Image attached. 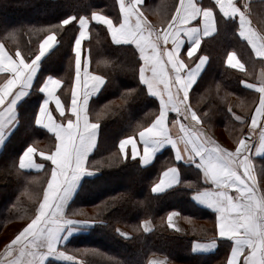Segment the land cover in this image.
<instances>
[{
	"label": "snow or ice",
	"instance_id": "1",
	"mask_svg": "<svg viewBox=\"0 0 264 264\" xmlns=\"http://www.w3.org/2000/svg\"><path fill=\"white\" fill-rule=\"evenodd\" d=\"M118 5L119 14L115 19L93 11L90 17L71 15L60 22L69 25L75 21L73 26L78 25L79 29L73 42L75 76L67 114L66 102L57 94L64 81L41 73L42 58L59 44L57 32L47 33L38 50L32 53H22L20 49L9 53L0 42V143L17 126L18 106L32 94L34 83L44 94L34 123L53 133L55 140L51 149L39 152L42 162H36L37 149L32 145L19 157L22 169H44L47 163L49 178L34 216L6 244L0 264H51L49 257L75 264L76 256L65 251L70 237L96 223L92 219H76L78 213L69 210L82 179L95 174L89 156L97 146L99 123L90 120L88 106L90 98L99 94L107 82L104 75L88 70L89 52H84L82 62V42L89 37L92 21L106 26L116 45L134 46V55L139 57L141 91L158 98L159 102L154 119L139 128L138 134L121 139L120 150L131 145V156H140L137 151L139 141L142 144L139 162L147 165L161 149L170 145L174 150V162L163 168L151 191L158 194L184 183L182 169L177 166L180 162L194 166L199 170L203 186L193 188L192 198L217 213V237L230 242L226 264H264V192L258 189L253 174L252 140L249 136H241L235 148L230 150L211 139L203 130L201 115L189 102L190 92L209 59L207 55H200L194 61L192 58L203 39L217 31L218 15L220 19L235 22L239 36L247 41L255 56L262 59L264 33L252 27L248 6L237 0H176L161 27H155L145 15V0H118ZM182 50L192 61L191 66L182 58ZM227 63L244 68L235 52L228 55ZM242 83L260 94L250 117L245 119L232 113L242 124L250 120L251 135L257 127L264 130V80L259 84ZM228 111L231 112V108ZM170 112L176 114L171 123L180 130L177 137L170 132ZM181 142L183 149L179 146ZM260 150H264V132L261 134V149L257 151ZM187 185L193 187L191 182ZM178 214L176 211L168 214L170 225L173 216ZM144 225L145 231L151 230L148 221ZM121 235L127 236L126 233ZM217 237L208 244L197 241L193 250L215 246Z\"/></svg>",
	"mask_w": 264,
	"mask_h": 264
},
{
	"label": "trees",
	"instance_id": "2",
	"mask_svg": "<svg viewBox=\"0 0 264 264\" xmlns=\"http://www.w3.org/2000/svg\"><path fill=\"white\" fill-rule=\"evenodd\" d=\"M114 2L115 0H0V41L11 43L14 38L17 48L32 53L37 48L36 44L48 32L56 31L59 50L50 63L45 65L46 71L55 74L53 70L60 71L64 68L78 30V26H73L75 21L69 25H61L60 22L71 15L77 18L91 16L93 11L111 13ZM58 25L59 27H53ZM95 31L99 41L91 37L89 42L93 67L108 82L103 95L97 100V103L102 102L104 105V117L101 121L99 145L89 162L96 174L83 180L69 210H76V219H92L96 223L74 233L65 251L76 256L75 264H149V259L155 255L168 258L171 264H208L205 256L192 253V244L196 239H201L199 236L194 233H176L165 222L166 214L174 208L180 209L185 215L190 212L188 199L191 191L178 188L155 195L151 188L158 180L159 170L143 168L133 160L123 159L119 152V141L136 134L139 128L150 123L155 117L157 105L141 91L142 86L138 82L139 57L138 54L134 55L135 50L114 46L106 31L98 26L92 27L91 34ZM220 65L219 58H215L212 68L217 70L216 80L223 81L220 96L228 104L235 98V93L240 91L237 85L239 79L234 74H221ZM200 90L201 95L210 93L207 97L214 96L213 90L205 92L203 86L197 90L193 99ZM203 102L205 107H212L214 118L220 113L228 117L224 112L226 105L214 102V107ZM195 108L198 114H203V104ZM233 110L240 113L235 104ZM219 121L220 125L227 124V119L219 118L218 123ZM33 134L36 138L41 136L37 128L33 133L23 129L15 140L13 149L8 152L5 161L7 168L3 173V178L7 181L4 188L15 190L16 187H22L10 165ZM104 186L108 188L102 189ZM86 211L95 213V216L86 214ZM144 220L153 222L152 232L143 231ZM119 227L127 229L131 237L121 236L117 231ZM49 261L51 264H71L58 259Z\"/></svg>",
	"mask_w": 264,
	"mask_h": 264
},
{
	"label": "crops",
	"instance_id": "3",
	"mask_svg": "<svg viewBox=\"0 0 264 264\" xmlns=\"http://www.w3.org/2000/svg\"><path fill=\"white\" fill-rule=\"evenodd\" d=\"M239 4H246L248 6V10L250 12V20L252 22V27L259 33H264V0H237ZM176 3V0H145V4L147 7L144 9L145 15L147 16L148 20L155 26L161 27L166 20H162L161 16L168 17L171 13L172 6ZM104 15H108L110 18L115 19V17L119 14V5L118 0H115L114 7L111 13H104ZM90 17V16H89ZM164 21V22H163ZM78 26V25H77ZM98 26L99 28L106 31L108 38L110 39L111 43L114 46L122 47V48H132L134 49L133 45H116L110 37V33L107 31L106 26L103 24H99L95 21H92L89 25V37L82 42V62L85 60L84 52L87 51L90 53V63L87 65L88 70L94 72L95 74L103 75L96 71V68L93 67V61L91 52L89 49V42L91 37L99 41V36L97 31L91 34L92 27ZM79 30V29H78ZM78 30L76 36L78 34ZM49 33V32H48ZM16 36V35H15ZM75 36V37H76ZM57 40L58 35H57ZM42 41V40H41ZM40 41V42H41ZM2 42V41H0ZM5 45V48L9 51V53L14 52L15 50L19 49L16 47L14 42V38L10 42H2ZM186 46L188 42L186 41ZM40 44V43H39ZM39 44L37 45L36 50L39 48ZM219 48V50H218ZM21 50V49H20ZM59 50V44L54 45L49 52L46 54L45 58H42L41 63V73L45 76L51 74L58 79H62L64 83L61 85V88L57 90V94L61 96V100L66 102V114L67 108L70 104L71 100V92L74 83V76H75V69H74V51L73 45L70 55L67 57L65 62V66L60 71L53 70L55 74L51 71L45 70L46 63H50L51 59L57 54ZM135 50V49H134ZM22 53H27V51L21 50ZM235 52L236 58L244 65L243 69L232 67L227 63V57L229 54ZM29 53V52H28ZM200 55H207L209 57L207 65L205 69L202 71L198 82L196 85L193 86L192 91L190 92L189 102L192 104L194 109L195 106L200 105L201 102L204 105L203 113H207V111H212V107H205L203 101H206L207 104L210 106L211 104H223L226 105L225 109V116L227 114V124H222L217 126V130L213 128H206L202 125L203 130H205L211 139L219 142L223 146L229 148L230 150L234 149L236 146L237 139L235 138L234 141L227 143L225 140L220 139V137L224 134V130L227 129V126L232 123H238L241 127H243V133L240 134L241 136H249L252 140L253 144V152L250 154V158L252 159L253 163V174L256 177L258 189L261 192H264V150L257 151V149H261V134L264 132L261 128L257 127L254 133L250 134V120L248 123H241L235 119V116L232 115L234 112L238 116L245 117L247 119L250 117L251 112L254 110L256 105L259 101V92L254 89H249L246 87L242 81H247V83H255L259 84L262 80H264V59L256 57L254 52L252 51L250 45H248L247 41L241 38L238 34V25L235 22H229L228 18L220 19L219 15L217 17V31L213 33L209 37H205L201 43V47L197 53L194 54L192 60L194 61L196 57ZM182 58H185V62L189 63L191 66L192 61L188 60L185 55L184 51L182 50ZM215 58H219L220 66L219 72L221 74L227 75L234 74L239 79L237 83L239 87V92L235 93V98H232L230 102L227 104V101L224 97H221L220 94L222 93V83L223 81L216 80L217 70L212 68L213 61ZM210 73V74H209ZM139 82V81H138ZM202 82H204L202 84ZM108 82L102 88L99 94H94L89 100V118L92 122L99 123V130L97 136V146L90 153L89 162L91 156L97 150L100 140V129H101V121L104 117V105L102 102H98L97 100L99 97L103 95L107 87ZM205 92L213 90L214 96L211 98L207 97L202 94L201 90L198 95L193 99V96L197 94V90L203 88ZM210 94V93H208ZM42 93L37 90V84L34 83L32 94L22 102L21 105L18 106V124L17 126L8 134L5 135L4 142L0 143V256L3 255L6 244L14 239L15 235L28 223L30 219L34 216L35 210L38 207L40 200L42 199L43 190L46 187V181L49 178L48 173V165L45 164L44 169H22L19 167V157L22 152L29 146L32 145L37 149L35 158L36 162H42L43 157L39 156L40 151H48L51 149L55 143L54 134L45 129L43 126H38L34 123L35 117L38 113L39 105L42 103L43 99ZM146 96L153 99L155 104L157 105L156 114H158L159 110V102L158 98L153 97L149 94ZM218 98V99H217ZM193 99V100H192ZM215 102V103H214ZM236 105L237 109L240 111L235 112L233 110V105ZM54 105H50L53 107ZM246 106V107H243ZM216 107V106H214ZM231 108V112L228 109ZM56 115V113H54ZM175 113H169V127L170 132L174 137L179 136L180 130L176 125H173L171 121L175 118ZM28 122V123H27ZM38 129L40 131V138H36L34 134L24 143L19 156L16 158L14 162H11L10 168L13 174L16 177V180L22 183V187H16L15 190L4 188L3 186L7 183L6 179L3 178V173L5 171L6 166V158L9 151L13 149V145L15 140L17 139L20 132L25 129L27 132H32L34 129ZM220 131L219 134L217 131ZM222 132V133H221ZM138 134V132L136 133ZM222 134V135H221ZM220 135V137H219ZM222 136V137H223ZM221 137V138H222ZM127 138V137H125ZM124 139V138H123ZM181 149H183L184 145L183 142L179 145ZM19 148L17 149V151ZM137 151L141 153L140 156L133 158L131 156V145H127L125 150L121 151L119 147V152L123 159L133 160L143 168H157L159 172L163 170L164 167L170 165L174 162V150L170 145H166L163 149H161L156 157L147 165L141 164L139 161L141 160L142 156V144L137 141ZM187 156V153H185ZM50 163V162H48ZM90 164V163H89ZM177 166H180L182 169L181 176H182V183L181 185L174 186L171 189H168L162 193H154L155 195H162L171 190H175L178 188H187L191 191V197L188 199L190 203V212L187 215L183 214L180 209L174 208L172 211H176L179 214L173 216L172 225L168 222V214H166V225L174 232L179 234H195L199 236L201 239H196L192 244V253L197 256H205L208 264H226L227 256L230 253V242L226 241L225 238H218L217 237V229H216V216L217 213L214 209L207 207L206 205L199 204L198 202L194 201L192 198L193 188L203 186V181L198 169H195L192 165L183 164L180 162ZM96 174V171H95ZM94 174V175H95ZM160 174V173H159ZM93 175V176H94ZM91 176L84 177L81 181V184L85 178ZM158 181V180H157ZM187 182H191L193 187H188ZM11 186V185H10ZM38 188V190H37ZM79 190V189H78ZM38 194V195H37ZM75 197V196H74ZM71 204V202H70ZM149 222L150 231H145L144 222ZM142 229L145 233H150L154 229V224L150 220H144L142 222ZM118 232L126 233L127 236L121 235L124 238H130L131 233L123 228L119 227ZM76 233V232H75ZM213 237H217L216 245L208 248V249H198L193 250L197 241L200 244H208ZM18 255V253H17ZM49 260H60L64 262H68L66 260L57 258V257H49ZM171 264L168 258L160 255L152 256L149 259V264Z\"/></svg>",
	"mask_w": 264,
	"mask_h": 264
},
{
	"label": "rangeland",
	"instance_id": "4",
	"mask_svg": "<svg viewBox=\"0 0 264 264\" xmlns=\"http://www.w3.org/2000/svg\"><path fill=\"white\" fill-rule=\"evenodd\" d=\"M162 20H166L167 19V17L165 16L164 18H161ZM164 22V21H163ZM208 94V93H207ZM206 94V95H207ZM204 96H205V94H204ZM201 104H203L202 102H201ZM243 107H246V106H243ZM207 116H205L204 115V113L201 115V117H202V120H203V125L204 126H206L207 128H210V129H214V130H217V126H219L220 125V121H219V123H218V119L219 118H221V119H226V117H224V114H221L220 113V115L219 114H217V117H215L214 118V116H213V113H212V111H207ZM221 115H223V116H221ZM220 116V117H219ZM227 122V121H226ZM231 122L232 121H230V125H228L227 126V129L226 130H224V134H225V136H223L222 134V138L220 137V135H219V137H220V139H223V141L225 140L227 143H230V142H232V141H234V139L236 138V139H238V138H240V134L241 133H243V127H241L238 123H232L231 124ZM218 132V134H219V130L217 131ZM222 133V132H221ZM108 187L107 186H104V187H102V189H107ZM38 195V194H37ZM95 210V209H94ZM71 211H74V212H76V210L75 209H71ZM86 214H91L92 216H95L94 214L95 213H92V212H90V213H88L87 211L85 212ZM75 217H78V215H76Z\"/></svg>",
	"mask_w": 264,
	"mask_h": 264
}]
</instances>
